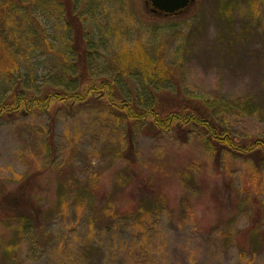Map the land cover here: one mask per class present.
I'll return each mask as SVG.
<instances>
[{"label":"rangeland","instance_id":"374dc122","mask_svg":"<svg viewBox=\"0 0 264 264\" xmlns=\"http://www.w3.org/2000/svg\"><path fill=\"white\" fill-rule=\"evenodd\" d=\"M223 2L225 14L220 0H194L165 16L146 0H92L89 13L81 0L96 46L89 78L113 79L121 51L141 46L175 62L173 78L186 95L219 104L237 142L264 139V0ZM48 10L36 17L50 45L37 44L19 65V82L37 94L58 84L63 57L80 67L75 44L74 54L63 51L64 19ZM77 77L89 79L70 78ZM7 88L0 80V95ZM95 101L0 121V180L33 177L46 222L41 244L17 248L21 264H264V242L249 236L256 219L264 226V161L220 159L199 129L164 133L145 124L132 132ZM245 102L252 111L240 108ZM83 187L89 191L78 201ZM60 193L66 210L51 212ZM140 206L153 208L138 220ZM6 235L0 228V239ZM6 258L0 244V264Z\"/></svg>","mask_w":264,"mask_h":264},{"label":"trees","instance_id":"16d2710c","mask_svg":"<svg viewBox=\"0 0 264 264\" xmlns=\"http://www.w3.org/2000/svg\"><path fill=\"white\" fill-rule=\"evenodd\" d=\"M80 1L0 0V24L3 26L0 29V80L8 86L5 95H0V121L22 112H47L56 104H84L90 100H100V103L95 102L105 106L119 120L127 121L132 132H135L134 127L141 129L145 124L164 133L174 130L193 132L199 129L205 135L206 145L217 148V156L220 159L226 155H234L255 157L259 163L264 161V139L251 138L245 143L237 142L229 128L221 121L219 104L208 98L186 95L180 84L174 80V61L159 60L153 52H147L138 46L132 50L121 51L116 68L118 73L113 79L99 82L89 78L90 51L95 50L96 46L86 32V20L82 17L85 11L79 13ZM91 1L88 0L86 7L88 13L91 10ZM223 5V0H220L219 10L225 14L227 12ZM53 7V12L64 19V28L70 33L64 41L63 51L66 49L68 55L74 54L72 47L75 44L78 48L76 54L79 56L80 67L69 60L71 57H63L58 84L37 94L25 89L19 82V65L27 59L37 44L45 47L50 45L46 28L42 26L36 13L41 11L46 14L50 11L48 9ZM178 27L175 26V29ZM79 74L89 79L80 81L77 77L71 80ZM124 79H132L135 85L130 86ZM17 82L19 87L13 88L12 85ZM240 108L249 112L253 110L252 104L246 102L242 103ZM50 148L52 149V143L46 142L45 149L52 153ZM33 179L14 176L0 180V228L11 234L10 238L6 235L4 241L0 239L3 253L7 256V264H21L16 255L20 244L33 247L44 240L37 234L46 222L44 210L32 193ZM78 190L79 201L81 194L86 195L89 190L84 187ZM65 204L66 199L60 193L51 212H64ZM150 208L153 206H145L144 210L141 206L138 207V220L148 215L150 211L147 209ZM254 225L249 236L259 238L258 242L262 244L264 226L259 218Z\"/></svg>","mask_w":264,"mask_h":264},{"label":"water","instance_id":"95a60500","mask_svg":"<svg viewBox=\"0 0 264 264\" xmlns=\"http://www.w3.org/2000/svg\"><path fill=\"white\" fill-rule=\"evenodd\" d=\"M194 0H146V6L151 5L150 11L165 16L177 15L187 10Z\"/></svg>","mask_w":264,"mask_h":264}]
</instances>
